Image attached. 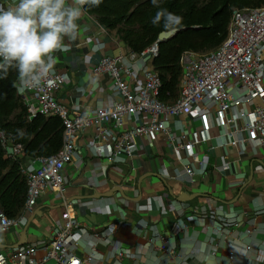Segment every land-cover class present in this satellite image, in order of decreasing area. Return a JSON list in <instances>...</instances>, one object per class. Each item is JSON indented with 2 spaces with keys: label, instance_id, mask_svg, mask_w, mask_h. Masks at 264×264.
<instances>
[{
  "label": "crops",
  "instance_id": "obj_1",
  "mask_svg": "<svg viewBox=\"0 0 264 264\" xmlns=\"http://www.w3.org/2000/svg\"><path fill=\"white\" fill-rule=\"evenodd\" d=\"M17 3L0 0V7L7 10ZM77 23V39L65 38L66 50L54 53V68L70 80L55 97L66 107L84 112L120 99L107 76L93 78V67L103 56L125 54L129 48L116 31L104 34L85 11ZM95 36L103 44L98 53L92 50ZM18 94L23 101L25 94L19 89ZM252 106L251 102L239 105L238 112L244 114L240 125L247 122ZM146 121L145 116L137 115L126 126ZM169 126L178 134L187 131L202 136L203 121L199 119L182 117ZM222 133L223 128L211 125L212 140L195 146L193 155L207 164L202 172L192 156L183 151L174 153L163 135L138 138L135 154L113 165L89 149L95 133L85 132L78 140L74 162L64 170V194L47 190L33 212L23 208L16 218L24 217L26 223L0 233V254L7 255L24 244H47L68 209L90 230L82 237L79 254H87L93 246L99 264H114V250L102 239L105 228L112 224L130 225L117 229L113 237L132 255L122 264H164L157 249L159 241H150L153 233L164 235L188 264H264V148L247 134L240 136L245 141L239 146H231ZM223 160L229 168H223ZM187 164L195 176L181 173ZM213 212L217 218L211 217ZM220 220L236 225L217 233ZM253 227L254 233L248 236L247 230ZM139 229L144 230L142 234ZM247 246L252 247L249 253ZM230 249L236 255L234 262L228 258Z\"/></svg>",
  "mask_w": 264,
  "mask_h": 264
},
{
  "label": "built area",
  "instance_id": "obj_2",
  "mask_svg": "<svg viewBox=\"0 0 264 264\" xmlns=\"http://www.w3.org/2000/svg\"><path fill=\"white\" fill-rule=\"evenodd\" d=\"M84 8V6H83ZM85 11V9H84ZM86 12V11H85ZM89 19L109 36L110 30L102 26L97 18L86 12ZM99 38H92L93 52L103 49ZM159 55V43L155 42L141 54L128 49L118 56H103L93 67V78L107 76L111 88L120 98L111 104L84 112L68 108L55 97L68 85L66 73L55 68L36 88L24 89L23 99L29 118L38 115L59 117L62 120L63 146L57 154L49 157H26L24 146L14 143L0 129V142L5 150V158L20 162V172L27 181V197L24 210L33 212L39 198L47 190L63 195L66 188L65 168L74 162L78 140L87 131L95 133L94 141L88 147L96 156L110 164L131 158L138 149L136 141L141 137L163 135L175 153L183 151L192 156L206 171L207 164L199 161L194 154L195 146L212 140L211 125L223 128L222 135L231 146H239L247 134L251 141L257 140L264 148V6L234 9L228 27V35L217 48L206 53L187 52L183 56V71L180 78L179 96L174 101H162V80L154 70L153 60ZM20 82L18 89H20ZM245 102L253 106L247 112V122L239 124L244 114L238 107ZM230 113V114H229ZM145 116L147 121L127 128V121L136 116ZM188 117L203 121L199 136L187 131L176 133L169 126L174 119ZM27 161L21 162L22 159ZM225 159V158H224ZM224 161L223 168H229ZM182 174L193 177L196 172L190 165H184ZM216 212L212 218H217ZM62 225L54 226V233L47 244H24L7 255L0 254V264H99L95 258V248L80 255L82 237L90 230L66 209L62 213ZM26 223L24 217L9 218L0 210V233L7 232ZM235 223L221 221L216 232L222 233ZM119 228H130L129 224L110 225L102 233L104 244L114 250V264H122L132 255L123 244L113 237ZM145 230H148L145 229ZM143 229H139L141 234ZM255 229L247 230L252 236ZM151 242L159 241L157 249L162 254L164 264L174 262L188 264L181 254L160 233H153ZM93 236L99 234L93 229ZM247 246V252H251ZM215 258L216 253L211 252ZM230 261L236 260L233 250L228 252Z\"/></svg>",
  "mask_w": 264,
  "mask_h": 264
},
{
  "label": "trees",
  "instance_id": "obj_3",
  "mask_svg": "<svg viewBox=\"0 0 264 264\" xmlns=\"http://www.w3.org/2000/svg\"><path fill=\"white\" fill-rule=\"evenodd\" d=\"M264 6V0H100L99 5H84L87 13L117 36L133 52L141 54L158 41L165 28L164 18L154 23L164 9L182 17L175 26L174 38L159 43V55L152 66L162 80L161 100L174 101L179 96L183 56L187 52L206 53L220 46L228 35L234 9ZM184 29V30H183ZM2 63V61H0ZM19 76L15 66L0 67V129L14 143L22 144L27 157H49L63 146L64 126L59 117L41 115L29 118L18 94ZM27 181L20 172V162L5 158L0 142V210L16 218L27 197Z\"/></svg>",
  "mask_w": 264,
  "mask_h": 264
},
{
  "label": "clouds",
  "instance_id": "obj_4",
  "mask_svg": "<svg viewBox=\"0 0 264 264\" xmlns=\"http://www.w3.org/2000/svg\"><path fill=\"white\" fill-rule=\"evenodd\" d=\"M99 3L100 0H18L16 6L7 10L0 7V67L15 66L19 90L41 85L57 63L54 53L66 50L65 38L77 39V21L84 13L83 6ZM162 17L165 28L173 31L182 20L162 9L153 22Z\"/></svg>",
  "mask_w": 264,
  "mask_h": 264
},
{
  "label": "water",
  "instance_id": "obj_5",
  "mask_svg": "<svg viewBox=\"0 0 264 264\" xmlns=\"http://www.w3.org/2000/svg\"><path fill=\"white\" fill-rule=\"evenodd\" d=\"M184 30V29H183ZM180 31V29H175V31L173 30H169V31H164L161 32L158 36V43L160 42H166L172 38H174ZM21 246V245H20Z\"/></svg>",
  "mask_w": 264,
  "mask_h": 264
}]
</instances>
